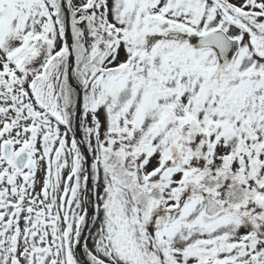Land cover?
Listing matches in <instances>:
<instances>
[{"label": "snow or ice", "instance_id": "6c2138e0", "mask_svg": "<svg viewBox=\"0 0 264 264\" xmlns=\"http://www.w3.org/2000/svg\"><path fill=\"white\" fill-rule=\"evenodd\" d=\"M0 264H264V0H0Z\"/></svg>", "mask_w": 264, "mask_h": 264}]
</instances>
